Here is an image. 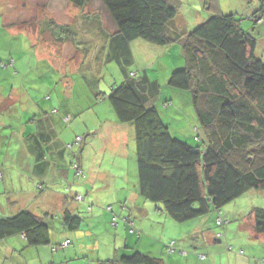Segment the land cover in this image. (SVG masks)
Segmentation results:
<instances>
[{
  "label": "trees",
  "instance_id": "16d2710c",
  "mask_svg": "<svg viewBox=\"0 0 264 264\" xmlns=\"http://www.w3.org/2000/svg\"><path fill=\"white\" fill-rule=\"evenodd\" d=\"M94 1L66 0L83 13ZM96 1L105 13L84 15L92 17L101 35L93 34V42L88 46L92 57L82 66L87 63L92 69L91 62L98 55V75H103V82L109 74L114 79L107 87L109 93L99 89L95 96L98 100L106 96L117 121L133 127L139 195L150 202L155 213L166 215L179 225L214 214L217 227L223 228L230 223L231 219L225 215L231 206L234 213L245 196L264 192V63L256 54L257 39L240 28L236 16L225 14L213 15L190 32H182L174 22L179 8L177 0ZM48 2L9 0L10 25L33 24L38 19L36 10L45 9ZM60 34L67 32L62 29ZM143 43L148 47L180 49L178 54L184 66L169 76L168 86L189 95L197 119L194 131L200 133L197 139L203 148L178 138L163 122L154 104L161 96L162 85L150 76V68L145 67ZM118 71L119 81L114 77ZM93 79L90 83L98 86L101 78ZM168 104L165 102L167 107ZM91 135L75 134L70 143L65 142V149L73 151L75 146H80V154L83 153ZM55 160H63L62 151H58ZM72 169L79 176L75 178H87L78 162L72 163ZM65 191L71 201L84 202L85 197L74 194L71 186ZM128 201L129 197L121 202L123 210L128 209ZM92 207L89 205V211ZM51 217L36 216L28 209L0 216V242L20 236L27 248L47 246L52 252L60 247L68 248L70 241L61 245L53 243L48 224ZM62 220L72 231L79 229L83 222L81 216L68 209L64 210ZM246 221L251 222L255 235L264 237V207L253 206ZM124 222L125 229L137 235L130 226L131 217H125ZM200 222L207 225L206 221ZM213 237L222 243L225 233L216 232ZM172 242L167 245V252L171 254L175 251V242ZM227 250L231 252L232 246L227 245ZM198 256L201 260L206 258ZM118 263L164 264L162 259L140 252L123 256ZM261 263L264 264V258Z\"/></svg>",
  "mask_w": 264,
  "mask_h": 264
},
{
  "label": "rangeland",
  "instance_id": "374dc122",
  "mask_svg": "<svg viewBox=\"0 0 264 264\" xmlns=\"http://www.w3.org/2000/svg\"><path fill=\"white\" fill-rule=\"evenodd\" d=\"M177 3L179 5L178 15L174 22L177 25L178 30L182 32H190L216 14L236 16L240 21V28L248 35L257 39L256 54L264 63V8L260 10V12H257L261 7H264V0H177ZM40 5L41 4L36 6V8H39ZM30 6L32 5H28V7ZM44 8L48 9V12L50 13H55V15H69L67 17H70V15H94V13L87 12L105 13L101 3L96 0L85 9L87 11L85 13H83L81 9L72 8L66 0H49ZM46 9L40 7L36 12L39 14L46 13ZM95 24L97 25L94 21L82 22L79 19L76 26H89L90 30L97 35L100 34V28ZM92 37H94L93 34ZM141 47L142 49L146 47L145 43H143ZM6 48V41L1 37L0 82L6 81L9 77H12L11 73L14 71L12 67L8 71L1 68V65L7 61L8 53ZM136 48L137 47H135V51ZM91 49L93 50V48ZM178 51H180V49L177 46L164 48L150 45L149 49L142 52L144 55L142 58L146 60L145 67L150 68V76L157 78L162 85L161 96L154 104L156 105L163 122L169 125L173 134L178 138L184 140L191 146H200V148H203V145L200 141L198 142L197 139V136L200 133L194 131L197 119L189 100V95L183 91L171 89L168 86L169 76L174 71L184 66V60L180 53L178 54ZM138 52L139 51H136V53ZM97 58L98 55L94 57L91 62L93 64V68L91 67L92 69H90L88 64L85 63L84 67L79 71L78 79L84 84V89L88 90V87L86 86L87 80H94V77L101 78L100 84L102 83V87H100V90L107 94L110 91L107 89V86H110V84L114 82V79L109 74L106 79H103L105 81H102L103 75H98L97 73L99 67ZM85 77L87 78L85 79ZM114 77L119 81L121 79L120 72L118 71L114 74ZM104 83L107 86H105ZM80 88L83 89V87ZM93 92H95V88L94 91H91L90 95H88V91L85 92L90 101H86V97L81 101V105L85 106L84 114L86 116L88 115L85 118V122L89 126L88 130H90L85 131V134L88 132L92 133L89 138V144L85 155L83 158H80L81 147L75 146L73 151L68 149L67 156L59 162L61 167L63 166L65 170L64 177L69 176L71 180L70 182L73 183L75 177H79L75 176V171L72 169V163L78 162L87 176L85 181L84 179L79 181L80 179L76 178L78 182L73 186L74 192H77V189H79L84 195L87 194V202H89V205L92 204L94 206L91 211L87 210V204L80 206V209L84 210L82 211L81 216L85 228L74 231L71 235L70 232H67L66 230H64L63 233H59V231L55 230L52 225L57 227L60 223L54 222L50 219L49 226L51 227V232H54L57 235V237L52 238L53 243L55 245H61V242L64 239L63 235L69 234L71 240L75 241L73 245L68 249L60 247L57 252H52L51 247L30 248V250H24L23 253H21L22 251L17 252L16 256L23 258L25 257V254L28 255V253H30L27 251H32L31 253L43 255L42 260L48 261L52 255L55 256L57 254V260L63 257L61 263L57 261L58 264H78L80 261H73L72 259L75 258L77 251L80 257H85L82 260V264H119L118 260L123 256H130L134 252L150 255V252L152 251L157 256L162 257L164 254L163 256L165 257L166 264H178L173 261H171V263L169 262L168 255L171 254V251L168 250L167 252L166 250L163 253L157 249L158 244L155 243H159L160 241L165 242L164 239H170L173 237L184 238L186 235H189V232L200 228L202 223L200 221H206L212 235H215L216 232L224 231L228 234L229 227L239 228L241 223H246V216L250 210H252L253 206L264 207V192H251L243 198L241 201L242 204H238V211L231 213L233 210L231 206V210L228 214L226 211L230 209V205L227 206L225 209V214H227L225 216L229 217L231 220H229L230 223L223 228H220L219 226V228L217 227V216H214V214H211L204 219L194 220L184 223L183 225L180 224V226L171 219H167L166 215L161 216L160 214L155 213L153 210L154 208L150 207V202L147 204L142 202L136 206H134L132 202H127L128 209L123 210V207L117 203L119 202L121 204V202H125V199L129 196L126 197L127 194L124 188L128 190V188L132 187L137 180L138 170L135 144L133 143V127L129 124H120L116 119V115L111 108L107 97L103 96L102 100H98ZM168 100L170 101V105L168 104ZM68 101L70 100H67L66 103H68ZM165 102L169 105L168 107L165 105ZM63 103L64 101L60 99L56 104L61 105ZM3 118L4 116H1L0 121ZM81 126H84V124ZM110 127L113 130L112 139L107 143L108 146H106V134ZM63 128L64 127L61 124H58L54 131L61 133L62 135L64 134L65 138L69 140V138H67L69 133ZM34 129L35 125L30 127L31 131ZM5 130L6 133L0 132V138L1 136L6 137V135H8L10 129L7 128ZM76 130H79V133H82L84 128L78 126ZM100 131H103V133ZM9 133L15 142L20 139V134H13V130H10ZM9 142L10 139L8 140V147L6 144L3 146L0 145V177H2L1 172L6 173V171H11V177H32L29 170H27V173L23 172L25 176H23L18 170L19 166L14 162L13 158V156L17 155L19 152V150H17L18 144L15 143L14 147V145H9ZM98 176L102 178L96 184L95 188L91 179L92 177ZM66 185L71 184H64L62 186L63 188L61 187L60 192L64 193L63 190L65 191ZM26 190L27 193L32 190V183H30L29 180H27ZM24 200L25 198L22 197L21 201ZM45 200L51 203L43 206L40 205L41 201L37 200V203L34 201L35 205L44 208V215L49 212V214H52L53 210H58L57 207H54L55 201L53 200L52 195L46 196ZM28 201L27 205L29 204ZM1 207L2 206L0 205V210ZM37 208L34 209V207H32V211L35 214H40L37 211ZM110 208L113 209L111 210ZM137 208L148 210L150 217L143 219L140 212L137 214L135 213ZM0 214H3V211H1ZM128 216L131 217L130 226L134 227L137 231V235H134L132 231L128 232V229L126 230L124 227L126 226L124 219ZM224 218L227 219L226 217ZM165 219H167L168 222L164 223L166 221ZM158 223H160V225ZM130 226L127 225L128 228ZM59 229H62V226H60ZM195 237H198V235ZM189 243L190 242H186L185 246L182 248L188 250L193 248ZM22 247L24 246L22 245ZM218 247H220L218 244L211 246L213 249ZM176 248L179 249L180 247L176 245ZM69 253H71V259H68L67 257ZM172 254L174 255V253ZM177 255H179V257H184L178 253ZM16 256L12 257V255L4 254V252L0 250V264H21ZM223 257L226 259L227 255L223 254ZM201 259L203 258L200 257V260Z\"/></svg>",
  "mask_w": 264,
  "mask_h": 264
},
{
  "label": "crops",
  "instance_id": "0c3cea01",
  "mask_svg": "<svg viewBox=\"0 0 264 264\" xmlns=\"http://www.w3.org/2000/svg\"><path fill=\"white\" fill-rule=\"evenodd\" d=\"M8 3L9 0H0V39L2 37L6 41L8 53L7 61L1 65V68L8 71L12 67L14 71L11 73L12 77L0 82V117L4 116L0 121V132L6 133L5 129L9 128L13 130V134H20V139L15 142L9 130L6 137L1 136L0 145L6 144L8 147L9 139V145L15 147V143H17L19 152L13 156L14 162L18 164V170L23 176H25L23 172L27 173L29 170L32 177H11V171L1 172L0 205L2 207L0 212L3 211V214L0 216H11L21 210L32 211V207L34 209L38 207L37 211L40 214H35L32 211L36 216L43 218L45 215H52L51 219L60 223L57 227L55 225L52 227L59 233L66 230L71 235L74 231L85 228V225L82 222L79 229L69 230L63 225L64 210L68 209L72 214L81 216L84 210H81L80 206L87 204L89 211V202H87V194L84 195L79 189L77 192L73 191V186L78 180L75 178L72 183L69 176L64 177L65 170L59 163L62 160H55V157L58 151H62L64 159L68 152L64 146L65 142L70 143L73 135H84L85 131L89 129L85 122L88 115L84 114L85 106L81 105V101L85 97L86 101H90L85 92L88 91V95H90L95 88L93 94L97 95L98 90L102 87V83L96 86L87 80V90L84 89V84L78 79L79 71L83 67L82 64L86 59L92 57L88 46L93 42L92 34L94 32L90 30L89 26H76L75 23L79 19L82 22H91L92 17L89 18L87 15H70V17H67L69 15H55L45 8L47 12L39 14L37 21L33 24L10 25L12 16L10 12L7 13ZM62 29L67 32L66 35L60 34ZM96 40L99 41V39ZM149 48L146 46L144 49ZM60 99L64 103L57 105L56 103ZM67 100L70 101L66 103ZM54 111L57 112L54 113ZM58 124H61L63 129L69 133V136H66L69 140L65 138L64 134L54 131ZM82 124L84 126H81ZM34 125L35 129L31 131L30 127ZM78 126L84 128L83 134L76 130ZM100 132L103 133V131ZM112 133L113 130L110 127L106 134V146L112 139ZM87 148L85 147L80 158L84 157ZM101 178L99 176L92 177L91 181L95 188ZM27 180L32 183L30 194L26 190ZM137 181L138 179L132 187L128 188L129 191L124 189L126 194L129 192L128 202H132L134 206L142 202L147 204L138 193ZM66 183L71 184L67 187L71 186L74 194L85 197L84 202L71 201L69 195L65 194L67 190H63L64 193L60 192L61 187ZM48 195H52L55 201L54 207H57L58 210H53L52 214L49 212L44 215V208L35 205L34 201H36L35 203L41 201L40 205L43 206L49 205L51 202L45 200ZM22 197L25 198L24 201H21ZM117 204L120 205L119 202ZM138 212L142 214L143 219L150 216L149 211L143 208H137L135 213ZM48 224H50L49 221ZM60 226L62 229H59ZM202 231L206 232L201 233ZM194 233H198L197 238ZM224 233L225 238L223 240H225H222L223 243L216 242L209 230V225L202 223L199 229L189 232V237L187 235L184 238L173 237L164 239L165 242L160 241L155 244H158L157 249L164 253L167 250V245L172 241L175 242L174 255H168L170 263L173 261L178 264H262L264 237L254 234L251 222L241 223L239 228L229 227V233L227 234L225 231ZM70 235H63L64 239L61 242L70 241L68 248L75 242L71 240ZM50 236L51 239L57 237L54 232H51V227ZM186 242H190L189 245L193 248L190 250L182 248ZM215 244L220 245V247L211 248ZM176 245L180 248L177 249ZM227 245L232 246L231 252L227 250ZM0 250L4 254L15 257L17 252L22 251L21 253H23L24 250H30V248H27L24 239L18 236L0 242ZM27 252L30 253L25 254L23 258L16 256L21 264H58L57 261L61 263L63 259L61 257L57 260L56 254L46 261L42 260L43 255L31 253L32 251ZM177 253L184 257H179ZM223 254L227 255L226 259ZM150 255L162 259L166 264L164 254L161 257L151 251ZM198 255H205L206 258L200 260ZM67 257L71 259V253ZM83 258L85 257H80L76 251L75 258L72 259L73 261H80L78 264H82Z\"/></svg>",
  "mask_w": 264,
  "mask_h": 264
}]
</instances>
